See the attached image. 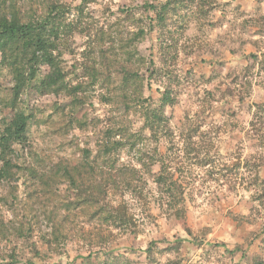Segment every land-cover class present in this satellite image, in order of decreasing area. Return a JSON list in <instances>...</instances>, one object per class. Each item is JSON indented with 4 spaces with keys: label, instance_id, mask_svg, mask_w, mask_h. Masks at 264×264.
<instances>
[{
    "label": "rangeland",
    "instance_id": "374dc122",
    "mask_svg": "<svg viewBox=\"0 0 264 264\" xmlns=\"http://www.w3.org/2000/svg\"><path fill=\"white\" fill-rule=\"evenodd\" d=\"M58 1L74 27L59 64H41L15 108L12 71L0 73V119L29 115L0 176V262L264 264V0ZM30 5L0 0V12ZM62 76L82 87L54 93ZM117 127L123 146L105 154ZM160 156L184 217L161 205Z\"/></svg>",
    "mask_w": 264,
    "mask_h": 264
},
{
    "label": "trees",
    "instance_id": "16d2710c",
    "mask_svg": "<svg viewBox=\"0 0 264 264\" xmlns=\"http://www.w3.org/2000/svg\"><path fill=\"white\" fill-rule=\"evenodd\" d=\"M30 1V7L27 12H22L13 8L7 13V11L0 12V73L3 68H8L12 71L13 84L11 87V99L7 102L10 107L16 106L21 94L29 87L36 79L41 64L55 63L59 64V58L61 52L59 51L60 41L64 38L62 36L70 34L74 29L71 21L64 20L65 13L67 12L66 3L58 0H45V7L40 11L37 4L33 0ZM34 2V3H33ZM41 2V1H40ZM89 2V0H85ZM167 1L166 3H168ZM35 4L36 6H34ZM42 4V3H41ZM150 7H152L150 5ZM77 9L82 10V6L78 5ZM165 11V4L163 11L161 8L157 9L156 13L159 17ZM142 30V29H141ZM131 55V52H127ZM63 75V74H62ZM93 75V74H92ZM95 76V75H94ZM132 78L128 73L123 76L121 83V100L124 103L132 100L131 95L127 93L129 87V79ZM44 80L38 81L39 85H45ZM82 87V84H77L75 87H68L64 83V77H61L59 83L53 87L54 93H59L64 90L66 94H73L77 92L78 88ZM51 88V87H50ZM141 83H137L134 93H140ZM130 95V96H129ZM139 94L137 100L139 99ZM172 99L166 92L161 98L160 107L170 104ZM128 105V104H127ZM147 111V109H146ZM29 115L23 111H15L14 117L10 121L0 119V161L2 167L0 168V176L6 174L9 170V159L7 155L15 144H22L24 142L27 123ZM146 126L155 134L159 129H164V125H158L157 129H154V124H159L163 120L162 112L159 110L147 111ZM114 132L119 133V139H115V135H112L114 140L104 143L102 145V151L108 155L112 150H118L123 146L121 139L123 138V131L120 127L114 129ZM160 169L157 173H154L153 180L157 184V189L160 195L163 196L161 205H167V209L171 210L173 214L178 217H184V206L181 203L183 197V188L175 176L174 169L168 163L165 164L160 156ZM72 170H66L63 172L62 178H67L71 183H75L78 178L72 176ZM108 179L112 174L107 172ZM78 176H82L78 173ZM108 179H103V183H99L98 188H102L103 184L108 182ZM110 214V213H109ZM107 218V215L104 217ZM0 264H21L14 257H11L9 261L2 260ZM24 264H32L26 262Z\"/></svg>",
    "mask_w": 264,
    "mask_h": 264
}]
</instances>
